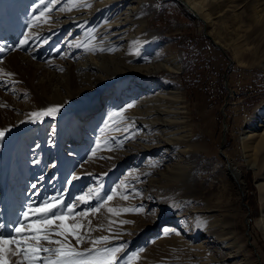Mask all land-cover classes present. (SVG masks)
<instances>
[{
  "label": "rangeland",
  "instance_id": "obj_1",
  "mask_svg": "<svg viewBox=\"0 0 264 264\" xmlns=\"http://www.w3.org/2000/svg\"><path fill=\"white\" fill-rule=\"evenodd\" d=\"M185 1L200 18L182 0H0V235L55 196L75 204L81 253L264 264V147L244 149L264 109V0Z\"/></svg>",
  "mask_w": 264,
  "mask_h": 264
},
{
  "label": "snow or ice",
  "instance_id": "obj_2",
  "mask_svg": "<svg viewBox=\"0 0 264 264\" xmlns=\"http://www.w3.org/2000/svg\"><path fill=\"white\" fill-rule=\"evenodd\" d=\"M44 2L45 0H41L42 4ZM44 15L45 13L41 12L39 16L34 17V20L39 21ZM26 41L27 36L20 41V44L24 45ZM2 51L3 49L0 48V52ZM59 111L60 106H54L39 112H32L29 115L33 122H36L40 117H55ZM6 131H0V140L5 137ZM91 193L92 190L89 189L88 193L77 196L75 199L87 203ZM115 194L116 192L113 190V194L108 195L103 203L106 204L113 200ZM96 197L97 199L100 197L99 190L96 191ZM100 207H103V204ZM100 207L94 208L92 211L99 212ZM108 211L114 210L109 208ZM76 215L75 204L65 205L62 197H51L39 206L28 205L27 210L22 213L23 220L13 229L16 235L9 237L0 235V264H10V256L20 258L16 264H39L40 261L43 264H117V253L122 250L120 247H108L94 254L91 250L88 253H81L67 242L68 236L75 237L77 244L82 241V237L77 232L81 225L77 223L69 226L65 223L66 218L74 219ZM78 215L86 216L88 213L81 212ZM53 237L63 239H54ZM107 239V237H102L99 240L91 241V243L95 245L106 242ZM45 244L57 245V247L44 246ZM41 253L47 255L42 256Z\"/></svg>",
  "mask_w": 264,
  "mask_h": 264
},
{
  "label": "bare ground",
  "instance_id": "obj_3",
  "mask_svg": "<svg viewBox=\"0 0 264 264\" xmlns=\"http://www.w3.org/2000/svg\"><path fill=\"white\" fill-rule=\"evenodd\" d=\"M183 1V5L186 7L187 11L194 16V14L196 15L197 18H200V15L195 11L199 9L197 8V3H192V2H187L185 0ZM83 13V12H82ZM257 13H255L256 15ZM195 17V16H194ZM206 23H208V20L210 19H205ZM109 37V36H108ZM239 54L236 55V57L238 58ZM160 66L163 67V69H167L168 65L165 64H160L155 67V70L158 71V69L160 68ZM172 69V68H171ZM173 70V69H172ZM177 95V96H176ZM175 96L177 98H179V93H177ZM258 116L256 117L255 123H253L249 129H247V131L245 133H248L246 140L244 141V149L247 150L248 152H253L251 155L256 154L257 151H259L261 148L264 147V109L261 110L258 114ZM225 124V123H224ZM225 130L227 129V125L225 124ZM256 136V140L254 141L253 138ZM254 143V146H249V144ZM246 151V152H247ZM224 159L227 161L228 164V168H229V172L231 175L232 180L235 182L236 186L240 189V191H244L243 188L244 186L242 185V182L240 180V174L239 172H237L233 166L231 165V162H229L228 158L223 154ZM262 188H264V185L261 186ZM245 189V188H244ZM233 232H231L232 234ZM235 242H236V238L235 236H231ZM232 244L234 245V242H232ZM241 255V254H240ZM235 258V257H232ZM242 264V263H240Z\"/></svg>",
  "mask_w": 264,
  "mask_h": 264
}]
</instances>
